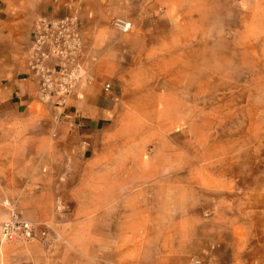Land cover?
<instances>
[{"label": "crops", "instance_id": "crops-1", "mask_svg": "<svg viewBox=\"0 0 264 264\" xmlns=\"http://www.w3.org/2000/svg\"><path fill=\"white\" fill-rule=\"evenodd\" d=\"M149 2L42 0L26 10L32 20L73 12L81 18L88 77L65 109L41 99L30 74V21L0 8V219L7 215L2 201L10 200L41 230L48 227L45 240L0 241V264H73L72 258L107 264L110 255L114 264H145L143 252H123V241L148 235L147 225H130L123 215L145 213L147 194L158 188L154 178L172 167L147 152L155 126L197 122L187 75L190 65L201 63L203 35L202 11L155 9ZM119 17L133 23L131 31L112 24ZM137 138L143 139L140 152L131 149ZM168 198L158 202L162 210ZM165 210L154 222L162 241L170 239ZM161 250L157 264L183 254ZM201 255L207 264H256L239 261L235 252Z\"/></svg>", "mask_w": 264, "mask_h": 264}, {"label": "rangeland", "instance_id": "rangeland-1", "mask_svg": "<svg viewBox=\"0 0 264 264\" xmlns=\"http://www.w3.org/2000/svg\"><path fill=\"white\" fill-rule=\"evenodd\" d=\"M148 1L155 9L182 5L186 11H202L201 63L190 65L187 75L197 122L153 129L147 152L172 167L154 178L158 188L147 194L145 213L123 215L124 222L148 229L136 241L124 239L123 252H143L145 264H157L154 259L164 247L183 253L168 264H189L194 257L207 264L205 252H235L239 261L264 264V0ZM41 2L0 0V8L7 10L3 15L32 26L36 17L27 18L26 10ZM20 8L24 12L18 17ZM142 140H133L132 151H142ZM166 155L172 158L166 161ZM180 186L186 189L178 191ZM165 187L171 190L163 193ZM163 194L169 210L159 207ZM164 210L170 219L166 241L156 239L159 226L154 227ZM107 260L115 263L113 255Z\"/></svg>", "mask_w": 264, "mask_h": 264}, {"label": "built area", "instance_id": "built-area-1", "mask_svg": "<svg viewBox=\"0 0 264 264\" xmlns=\"http://www.w3.org/2000/svg\"><path fill=\"white\" fill-rule=\"evenodd\" d=\"M114 26L122 33L132 30L133 23L116 18ZM30 74L37 81L41 99L57 107L67 108L69 99L77 93L78 85L88 77L87 58L82 35V21L77 12L62 16H38L33 25L26 50ZM109 91L111 85L105 84ZM6 217L0 219V241L45 240L48 227L25 218L10 200H3ZM189 264H204L194 257Z\"/></svg>", "mask_w": 264, "mask_h": 264}, {"label": "bare ground", "instance_id": "bare-ground-1", "mask_svg": "<svg viewBox=\"0 0 264 264\" xmlns=\"http://www.w3.org/2000/svg\"><path fill=\"white\" fill-rule=\"evenodd\" d=\"M125 19V18H124Z\"/></svg>", "mask_w": 264, "mask_h": 264}]
</instances>
